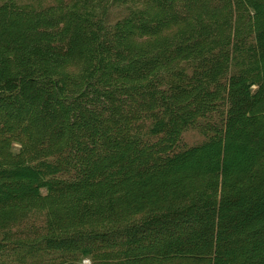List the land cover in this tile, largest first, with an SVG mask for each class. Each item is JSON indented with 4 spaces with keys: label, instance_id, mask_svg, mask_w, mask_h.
I'll list each match as a JSON object with an SVG mask.
<instances>
[{
    "label": "trees",
    "instance_id": "trees-1",
    "mask_svg": "<svg viewBox=\"0 0 264 264\" xmlns=\"http://www.w3.org/2000/svg\"><path fill=\"white\" fill-rule=\"evenodd\" d=\"M98 7L0 5V252L264 264V0Z\"/></svg>",
    "mask_w": 264,
    "mask_h": 264
},
{
    "label": "rangeland",
    "instance_id": "rangeland-1",
    "mask_svg": "<svg viewBox=\"0 0 264 264\" xmlns=\"http://www.w3.org/2000/svg\"><path fill=\"white\" fill-rule=\"evenodd\" d=\"M5 0H0V5ZM74 0H16L18 3L27 4L34 8L55 7L59 3H70ZM94 5L101 6L106 11V18L109 23H115L126 14V9L131 5V0H93ZM101 10V9H100ZM175 31V28L172 29ZM209 132L203 128H190L182 135V147H192L206 141ZM44 218L43 212H36L28 215L11 229L12 240L5 245L3 252H0V264H55L60 261L56 255H46L45 253H31L25 255L24 250L18 251L16 248L24 245L25 240L32 241L36 234L43 233ZM3 235L0 233V240ZM18 253V254H16ZM21 258V262L19 261ZM80 264H90L88 259H83ZM203 264V263H200Z\"/></svg>",
    "mask_w": 264,
    "mask_h": 264
}]
</instances>
